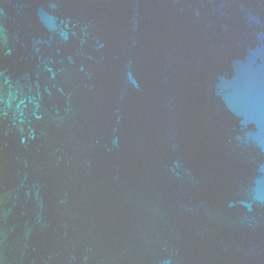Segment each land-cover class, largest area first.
Segmentation results:
<instances>
[{
	"label": "water",
	"instance_id": "95a60500",
	"mask_svg": "<svg viewBox=\"0 0 264 264\" xmlns=\"http://www.w3.org/2000/svg\"><path fill=\"white\" fill-rule=\"evenodd\" d=\"M0 264H264V0H0Z\"/></svg>",
	"mask_w": 264,
	"mask_h": 264
}]
</instances>
